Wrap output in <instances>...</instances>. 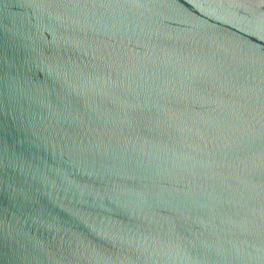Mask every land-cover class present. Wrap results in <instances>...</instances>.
Here are the masks:
<instances>
[{
	"label": "water",
	"instance_id": "95a60500",
	"mask_svg": "<svg viewBox=\"0 0 264 264\" xmlns=\"http://www.w3.org/2000/svg\"><path fill=\"white\" fill-rule=\"evenodd\" d=\"M0 264H264V0H0Z\"/></svg>",
	"mask_w": 264,
	"mask_h": 264
}]
</instances>
